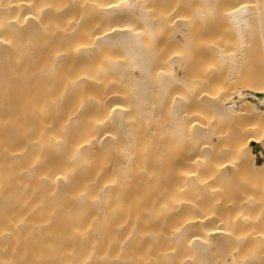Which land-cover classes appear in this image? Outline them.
Listing matches in <instances>:
<instances>
[{
    "label": "bare ground",
    "instance_id": "6f19581e",
    "mask_svg": "<svg viewBox=\"0 0 264 264\" xmlns=\"http://www.w3.org/2000/svg\"><path fill=\"white\" fill-rule=\"evenodd\" d=\"M223 1L194 53L172 2L0 0V264H264V0Z\"/></svg>",
    "mask_w": 264,
    "mask_h": 264
},
{
    "label": "rangeland",
    "instance_id": "374dc122",
    "mask_svg": "<svg viewBox=\"0 0 264 264\" xmlns=\"http://www.w3.org/2000/svg\"><path fill=\"white\" fill-rule=\"evenodd\" d=\"M156 3H161L162 0H155ZM168 2H172L176 5V8L172 13L179 12L178 14H182L187 16L192 20L191 22V28L193 29L194 36H190V39L187 40L188 44L184 46H180L181 50H186L188 52H202L207 49L208 43H210V39L212 37L213 32V21L205 19L202 21L195 13V7L198 5H203L204 0H164ZM237 0H224L226 4H232ZM157 5V4H155ZM177 14V15H178ZM101 50V49H100ZM104 54V53H103ZM98 58L102 59V51H99ZM205 59V58H204ZM203 59V60H204ZM205 61V60H204ZM103 62V61H102ZM203 67L202 72L204 75L209 76V79L206 82V88L209 91L215 92V96L219 93L224 94L230 93L229 96L239 92L241 85L244 83L245 78H242V70H240L239 73L234 75V77L231 79L223 78L224 76H219L212 72L210 67V64L208 62H205L201 65ZM246 70H244V73ZM243 73V74H244ZM199 87V86H198ZM231 114V111H230ZM237 116L236 113L231 114L230 117L227 119L225 123H223L225 127L229 128L230 125L235 120V117Z\"/></svg>",
    "mask_w": 264,
    "mask_h": 264
}]
</instances>
